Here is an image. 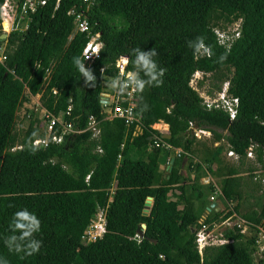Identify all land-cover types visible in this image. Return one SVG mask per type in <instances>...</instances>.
Returning <instances> with one entry per match:
<instances>
[{
    "label": "trees",
    "instance_id": "obj_1",
    "mask_svg": "<svg viewBox=\"0 0 264 264\" xmlns=\"http://www.w3.org/2000/svg\"><path fill=\"white\" fill-rule=\"evenodd\" d=\"M81 3L48 0L31 14L25 30H12L5 41L0 264H264V254L258 260L254 255L258 227L264 231V186L255 196L258 208L240 216L252 224L249 235L234 226L222 230L229 243L206 246L201 255L196 245L202 224L210 229L231 213L211 209L200 223L205 209L200 198L214 190L212 182L203 185L200 179H218L220 199L232 203L237 214L247 194L239 166L223 159L220 141L238 155L239 164L249 147L255 162H264V0H98L87 14L103 45L86 72L81 53L87 34L76 32L69 39L74 23L68 12ZM235 23L239 35L226 48L214 30ZM201 45L208 54L199 53ZM122 55L141 81L135 114L143 129L135 136L121 120H105L100 105L103 74L115 76ZM195 73L211 75L216 92L204 93L209 96L228 84V94L239 101L233 120L223 109L206 107L196 90L202 80L196 88L190 85ZM25 91L40 94L42 106L54 115L69 108L65 119L81 132L46 148L33 146L40 134L35 119L29 118L22 135L15 131L17 111L28 100ZM91 116L99 121V137L86 130ZM160 121L168 125L170 138L151 128ZM190 122L208 130L212 145H218L195 143ZM154 136L182 152L150 147ZM171 158V169L162 171L160 165ZM247 171L252 178L253 169ZM112 183L106 231L84 242L81 237L97 206L106 204ZM147 197L152 204L143 215Z\"/></svg>",
    "mask_w": 264,
    "mask_h": 264
},
{
    "label": "built area",
    "instance_id": "obj_2",
    "mask_svg": "<svg viewBox=\"0 0 264 264\" xmlns=\"http://www.w3.org/2000/svg\"><path fill=\"white\" fill-rule=\"evenodd\" d=\"M48 0H3L0 5V32H11L14 29L25 30L28 23L31 21V14L34 13L37 8L46 5ZM98 0H82V3L78 7H72L68 14L73 17L74 29L69 36L71 39L76 32L86 33L88 41L82 49L81 53V70L86 72L87 68L99 58L100 49L103 45L100 40V32H91V24L89 21L88 10L95 5ZM58 3V0H57ZM7 23L8 28L5 30L3 24ZM218 42L229 48L232 41L238 37V23H235V27L231 31H222L219 29L214 30ZM199 53L208 54V49L201 45L198 48ZM5 59L3 50L0 51V61ZM129 59L127 56L122 55L115 61L116 75L108 76L103 74V90L101 95L103 101L100 102L101 110L105 114V120H121L127 128L126 133L131 132V135L135 136L141 133L143 125L139 115L135 114V108L137 107L138 93L141 87V81L137 78L135 72L128 69ZM103 72V69L101 70ZM198 73H195V75ZM197 83V82H196ZM106 84V86H104ZM192 86V79L190 80ZM194 88V87H193ZM228 84L225 83L220 92H217L214 96L207 94H201L203 102L207 108H220L228 113L229 119L233 120L237 114L238 98L233 97L227 92ZM54 92H56L54 90ZM33 102L35 107L34 111L38 113V118H34L30 113H27L28 120L30 117L35 119V127L40 130V134L32 141V145L39 148H46L49 144H59L64 135L69 133H80V130L73 128L72 124L67 122L65 116L69 115V108L64 112H60L58 115H54L48 112L40 102V94L29 95L28 100ZM27 100V101H28ZM23 103H26L24 101ZM99 121H96L94 117H89V123L86 130H90L92 135L99 137L100 128L98 126ZM151 125V128L157 130L159 134L164 135L166 129H159ZM190 130L193 136L200 138L201 135L210 134L209 131L194 128L192 122L189 124ZM150 147H160L166 150H173L177 155L182 151L170 146L166 141H163L158 136L153 137V141ZM123 149V142L120 145V150ZM97 151L101 152V148L98 147ZM229 156L237 155L233 151H228ZM246 155L254 158L253 147L247 149ZM121 159V154L117 155V161ZM90 175L86 176V181ZM207 183L213 180L210 175H207ZM114 183L107 189V202L105 205L97 206L95 213L93 214L87 228L85 229L81 239L84 242H92L100 239L106 231V212L109 204L113 201ZM214 193H220L219 188L213 184ZM214 201V196L210 197V202ZM209 208V207H208ZM207 208V209H208ZM210 211V209L208 210ZM230 215L220 223H214L213 227L208 229L207 224H202L196 232V245L200 255L206 246L218 245L223 243H229L230 240L222 237V230H220L217 236L215 225L224 223L225 228H234V226L240 228V233L249 235L251 223L240 217L235 211L230 210ZM205 218V217H204ZM204 220V219H203ZM200 220V223L203 222ZM261 239H264V231L261 227H258ZM257 249L254 253L256 259L263 257L264 245L262 244L259 236L256 240Z\"/></svg>",
    "mask_w": 264,
    "mask_h": 264
},
{
    "label": "rangeland",
    "instance_id": "obj_3",
    "mask_svg": "<svg viewBox=\"0 0 264 264\" xmlns=\"http://www.w3.org/2000/svg\"><path fill=\"white\" fill-rule=\"evenodd\" d=\"M4 29L6 30L8 28V25H3ZM235 27V24H224L221 25V27H219L220 30L222 31H231L233 28ZM5 46V41L3 42L2 46L0 48H2L1 50L4 49ZM197 80H202V85L201 86H197V91L199 94H203L206 93L209 90H212V92L214 91V93L216 92L214 90V83L212 81V77L210 74L208 73H198L196 75H194V77L192 78V86L194 88H196V82ZM104 86H106V84H104ZM213 93V94H214ZM25 95L26 97H29V94H27V91H25ZM38 95V94H36ZM35 107L33 106V102L30 100L26 101V103H22L21 106L19 107L17 114H16V123H15V131L18 132L19 135H22L23 132L25 131V129L27 128L28 125V117H27V113H30L35 119L38 118V113L34 111ZM156 128L159 129H164L165 126L163 124H155L154 125ZM164 126V127H163ZM195 143H199V144H206V146L209 147H213L214 145H212L211 142V136L208 135H201V138H197L195 137ZM221 145L223 146V150H222V157L223 159L228 163V164H233V165H238L240 168V176L242 178V187H243V191L246 192L247 194L244 196L243 202L241 204V208H240V212L238 213L241 216V213H245L247 211H249L252 208H258V206L256 205V199L255 196L259 195L261 192V189L264 186V162L263 164H258L255 162L253 155L251 157L247 156L242 160L243 162L241 164L240 161L238 160V158L234 157V156H229L228 152L226 150L227 148V143L225 140L220 141ZM218 145V144H217ZM195 161H197V159H195ZM264 161V159H263ZM167 165H163L161 167V170L164 171L166 169ZM252 168L253 172L252 175L253 177L251 178L249 176L248 173V169ZM184 172H187L188 169L186 166L183 167ZM207 177L204 176L200 179V182L203 185L208 184L207 183ZM214 182L216 183V185L219 187V182L218 179L213 178ZM216 189H214L213 191L207 192L205 194V196L200 198V201H202V205L205 204V208L203 209V207L201 208V216H200V220L202 221L204 219V217L207 215L206 213L209 212V209H213L217 212H221L222 215H224L225 213L230 212V210H233L232 208V203L230 202H226L223 199H220L221 197L219 196V193H214ZM213 194L214 196V202L216 203V205H214V207H210L209 206V201L210 198L209 196ZM250 194V195H249ZM175 199V198H174ZM207 203V205H206ZM207 207H209L207 209ZM224 223L221 224H217L215 225V229H213L214 231H216L217 236L219 235V232H221L220 230L224 227L225 228ZM250 234V233H247ZM262 244L264 245V239H261L260 235H258ZM256 259V257H255Z\"/></svg>",
    "mask_w": 264,
    "mask_h": 264
},
{
    "label": "water",
    "instance_id": "obj_4",
    "mask_svg": "<svg viewBox=\"0 0 264 264\" xmlns=\"http://www.w3.org/2000/svg\"><path fill=\"white\" fill-rule=\"evenodd\" d=\"M7 37H8V34L6 32H2L0 34V42L6 41ZM102 101H103V96L101 95L100 96V102H102ZM162 138L168 139V138H170V135L168 133L167 134H164V135H162ZM173 161H174V158H171L170 161H169V163H168V165H167V169L168 170L171 169V166L173 164ZM151 204H152V198L151 197H147L146 200H145V202H144V208H143V212H142L143 215H147L148 214V212L150 210V207H151ZM214 205H215V203L213 202L211 204V207H214ZM144 228H145V224H142L141 225V228H138L137 229V233L139 235L143 234V231L142 230Z\"/></svg>",
    "mask_w": 264,
    "mask_h": 264
},
{
    "label": "clouds",
    "instance_id": "obj_5",
    "mask_svg": "<svg viewBox=\"0 0 264 264\" xmlns=\"http://www.w3.org/2000/svg\"><path fill=\"white\" fill-rule=\"evenodd\" d=\"M1 33H2V32H1ZM6 33L8 34V32H6ZM161 122H162V121H160V122H158V123H155V124L157 125V124H160ZM162 123H163V122H162ZM164 124H165V123H164ZM166 125H167V124H166ZM167 127H168V125H167ZM203 130H204V129H203ZM166 131H167V132H166L165 134L168 133V129H166ZM206 131H208V130H206ZM205 135H206V134H205ZM209 135H210V134H209ZM194 137H195V136H194ZM200 138H201V137H200ZM228 151H230V150H228ZM228 151H227V152H228ZM231 151H232V150H231ZM234 153H235V152H234ZM235 154H236V153H235ZM236 155H237V154H236ZM234 157H235V156H234ZM236 158H238V155H237ZM263 159H264V150H263ZM206 177H207V176H206ZM210 177H211V176H210ZM211 178H212V177H211ZM212 180H213V178H212ZM209 183H211V182H209ZM209 183H208V184H209ZM213 184H215L214 180H213ZM206 185H207V184H206ZM215 185H216V184H215ZM216 186H217V185H216ZM217 187H218V186H217ZM218 188H219V187H218ZM219 194H220V193H219ZM211 196H213V194H211V195L209 196V198H210ZM213 202H214V201H212V202L209 201V206H210V207H211V204H212ZM214 203H215V202H214ZM215 205H216V203H215ZM207 208H208V207H207ZM211 209H212V208H211ZM211 209H210V210H211ZM233 211H234V210H233ZM238 215H239V214H238ZM239 216H240V215H239Z\"/></svg>",
    "mask_w": 264,
    "mask_h": 264
},
{
    "label": "crops",
    "instance_id": "obj_6",
    "mask_svg": "<svg viewBox=\"0 0 264 264\" xmlns=\"http://www.w3.org/2000/svg\"><path fill=\"white\" fill-rule=\"evenodd\" d=\"M1 49H2V48H0V51H2ZM102 90H103V89H102ZM161 124H163V125L165 126L164 129H168V127H167L166 124H164V123H162V122H161ZM164 126H163V127H164ZM206 135H208V134H206ZM208 136H210V135H208ZM217 144H218V142H215V143H214V146H216ZM160 167H162V165H160ZM201 184H202V183H201ZM173 198H174V197H173ZM205 209H206V208H205Z\"/></svg>",
    "mask_w": 264,
    "mask_h": 264
},
{
    "label": "bare ground",
    "instance_id": "obj_7",
    "mask_svg": "<svg viewBox=\"0 0 264 264\" xmlns=\"http://www.w3.org/2000/svg\"><path fill=\"white\" fill-rule=\"evenodd\" d=\"M4 24L7 25V23H4ZM4 24H3V25H4Z\"/></svg>",
    "mask_w": 264,
    "mask_h": 264
}]
</instances>
